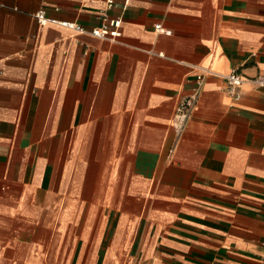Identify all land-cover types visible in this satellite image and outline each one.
Returning a JSON list of instances; mask_svg holds the SVG:
<instances>
[{"label":"crops","instance_id":"1","mask_svg":"<svg viewBox=\"0 0 264 264\" xmlns=\"http://www.w3.org/2000/svg\"><path fill=\"white\" fill-rule=\"evenodd\" d=\"M234 68L264 71V0H0V264H260L264 88Z\"/></svg>","mask_w":264,"mask_h":264},{"label":"built area","instance_id":"2","mask_svg":"<svg viewBox=\"0 0 264 264\" xmlns=\"http://www.w3.org/2000/svg\"><path fill=\"white\" fill-rule=\"evenodd\" d=\"M108 1L110 5L114 2V0H108ZM35 17L42 24L53 22V23H58L65 27H69L79 31H84V28L81 25L76 24L74 22L66 21V20H57L46 16L45 11L43 9L36 12ZM120 25H121L120 18L111 19V20L108 19L101 27H97L93 29L91 32L94 35L104 38L116 37L120 34V30H119ZM111 27H113V29ZM155 29L158 31H163L168 34H171V31H166L165 29H163L160 23L155 25ZM206 74L218 75V73L212 71L210 68L203 67L201 72L197 74L196 85L193 87L192 91L189 94L181 97L175 107V112L172 119V126L178 137H180L184 133L190 121V118L196 108L200 93L203 88L204 79H205L204 77ZM221 76L226 81L227 91L235 99L240 98L241 87L245 82L251 83L255 88H264V71H258L254 75H244L243 73H241L239 69L234 68L229 73ZM260 264H264V255L261 257Z\"/></svg>","mask_w":264,"mask_h":264}]
</instances>
